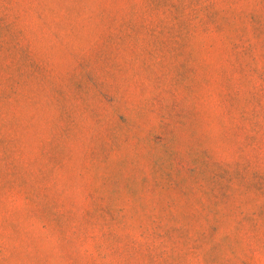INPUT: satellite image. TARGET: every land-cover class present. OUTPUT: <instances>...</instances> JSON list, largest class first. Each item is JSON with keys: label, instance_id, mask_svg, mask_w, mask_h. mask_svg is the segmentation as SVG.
<instances>
[{"label": "rangeland", "instance_id": "1", "mask_svg": "<svg viewBox=\"0 0 264 264\" xmlns=\"http://www.w3.org/2000/svg\"><path fill=\"white\" fill-rule=\"evenodd\" d=\"M0 264H264V0H0Z\"/></svg>", "mask_w": 264, "mask_h": 264}]
</instances>
